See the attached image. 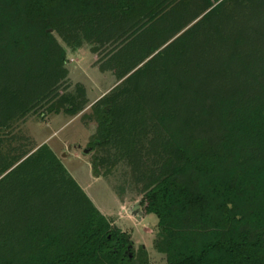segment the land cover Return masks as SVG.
Returning a JSON list of instances; mask_svg holds the SVG:
<instances>
[{"label":"trees","instance_id":"trees-1","mask_svg":"<svg viewBox=\"0 0 264 264\" xmlns=\"http://www.w3.org/2000/svg\"><path fill=\"white\" fill-rule=\"evenodd\" d=\"M56 34L111 46L100 68L123 85L93 104L91 145L132 144L165 264H264V0H0V264H153L49 145L15 143L41 105L75 116L89 102L65 90Z\"/></svg>","mask_w":264,"mask_h":264},{"label":"rangeland","instance_id":"rangeland-1","mask_svg":"<svg viewBox=\"0 0 264 264\" xmlns=\"http://www.w3.org/2000/svg\"><path fill=\"white\" fill-rule=\"evenodd\" d=\"M56 35L67 49L69 77L65 88L69 87L64 89L73 90L82 84L87 90L89 102L77 117L63 111L59 114L49 113L48 106L41 105L30 112L25 120L15 122L12 131L20 136L15 143L25 144L28 149L49 145L101 212L119 228L130 229L136 246L142 245L148 249L153 264H165L167 256L154 247V225L158 219L155 214H146L143 207L136 206L141 195L132 182L134 155L126 154L132 144L115 143V135L104 145H91L100 136V122L93 104L109 91L123 85L124 79L117 80L112 72L113 75L100 68L111 55V46L94 51L93 44L88 41L82 45H70L59 34ZM129 127L130 124L126 129ZM153 135L150 132L140 137L132 131L128 133L132 143L144 147V150L151 145ZM109 154L113 162L95 169L93 160ZM53 229L57 230L58 226Z\"/></svg>","mask_w":264,"mask_h":264},{"label":"crops","instance_id":"crops-1","mask_svg":"<svg viewBox=\"0 0 264 264\" xmlns=\"http://www.w3.org/2000/svg\"><path fill=\"white\" fill-rule=\"evenodd\" d=\"M109 72H110V71H109ZM110 73H111V72H110ZM111 74H112V73H111ZM112 75H113V74H112ZM113 76H114V75H113ZM106 90H108V88H106ZM106 90H105V91H106ZM77 116H78V115H75V117H77Z\"/></svg>","mask_w":264,"mask_h":264}]
</instances>
